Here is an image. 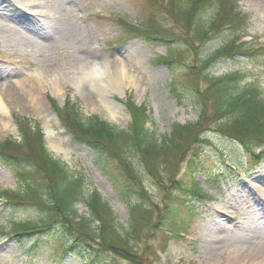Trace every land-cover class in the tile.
<instances>
[{"label": "rangeland", "instance_id": "rangeland-1", "mask_svg": "<svg viewBox=\"0 0 264 264\" xmlns=\"http://www.w3.org/2000/svg\"><path fill=\"white\" fill-rule=\"evenodd\" d=\"M149 1L0 0V97L6 111L4 117L0 115V142L7 139L22 142L17 120H28L34 128L41 129L51 156L84 179L87 195L95 191L102 195L113 209L121 232H128L133 226L131 209L139 202L138 197H130L129 201L123 198L122 190L117 187L119 172L100 160L89 147L74 143L52 101L61 108L66 101H71L77 104L83 118L96 116L126 131L132 121L126 106L130 98L138 106H147L151 118L147 128L159 139L169 136L175 124L198 121L199 109L188 97H183L181 88H171L174 82L182 84L186 80L187 69L182 64L186 65L187 59L182 64L160 63L159 56L167 55L173 45L126 39L122 21L141 24L151 12ZM238 5L250 17L242 41L264 47V0H239ZM214 11L211 9L206 17L210 19ZM159 20L172 26L165 15ZM228 34L222 41L210 43L204 48V54L220 47L230 37ZM47 58L51 59L49 64L45 62ZM194 62L190 54L188 63ZM105 64L111 73L121 68L120 90L111 85L107 89L96 88L92 81L79 80L80 74L75 73H79L82 65ZM209 71L216 77L240 72L245 77L244 85L256 87L264 95V56L251 60L240 54L234 60L214 62ZM38 74L43 75L40 82ZM103 79L109 83V78ZM54 84H58L59 94H55ZM29 89L37 98L35 103L29 98L19 103L14 101L13 94L17 96ZM109 108L114 109L113 117ZM208 136L211 145L206 149L204 171L195 180L210 197L203 199L186 194L175 202L174 220L184 221L185 228H190L179 237L165 232H159L155 238L150 236L149 242L154 243L158 253L157 260L152 258L151 264H223L227 260L220 262L215 256L221 254L227 258L240 249L250 252L260 246L264 249V160L256 164L236 142L215 132ZM59 141L62 151L52 147L53 142ZM143 180L149 192L147 207L154 209L155 204L164 209V189L148 176ZM34 185L40 189L39 181ZM26 186L16 171L0 161V264L106 263L99 258L81 259L65 253L53 245V239L35 257L26 254L20 240L12 236L13 225L40 223L41 209L28 204H10L3 196L6 192L23 193ZM76 209L79 217L90 216L85 202L78 203ZM159 216L157 211L153 223ZM57 228L53 229L55 238L61 232V225ZM118 263L129 264L121 259Z\"/></svg>", "mask_w": 264, "mask_h": 264}, {"label": "trees", "instance_id": "trees-1", "mask_svg": "<svg viewBox=\"0 0 264 264\" xmlns=\"http://www.w3.org/2000/svg\"><path fill=\"white\" fill-rule=\"evenodd\" d=\"M238 3L239 0H150L151 12L141 24L122 21L126 39L173 45L167 55L159 56L158 62L182 64L187 59V64H182L187 69L186 80L182 84L174 82L171 88H181L183 97H188L199 109L197 122L175 124L169 136L159 139L147 128L151 119L147 106H138L130 98L126 106L132 121L126 131L96 116L83 118L77 104L71 101H66L62 108L52 101L74 143L89 147L119 172L117 187L123 198L129 201L130 197H138L139 202L131 209L133 226L128 232L120 231L113 209L99 192L87 195L84 179L51 156L43 131L28 120H17L23 140L0 142V161L28 185L20 194L3 193L8 203L41 209L40 223L13 225L12 236L20 240L26 254L35 257L53 239L55 247L77 258H99L105 264H119L120 259L129 264H151L158 253L154 243L149 242L150 236L155 238L159 232H165L179 237L190 228H185L184 221L174 220L175 202L182 195L210 197L195 180L204 171L206 149L211 145L209 133L236 142L256 164L264 160L263 93L244 85L245 77L240 72L216 77L209 71L214 62L234 60L240 54L251 60L264 56V47L242 41L250 17L240 11ZM211 9L215 11L208 19ZM162 14L172 26L161 23ZM226 34L230 36L228 40L212 53L204 54V48L222 41ZM190 54L194 56L193 65L188 63ZM145 176L166 192L164 209L155 204L154 209L147 207ZM38 181L40 189L34 185ZM80 202L87 204L88 218L79 217L76 206ZM157 211L160 216L153 223ZM189 217L192 220L191 212ZM58 225L61 232L56 233L57 239L53 229Z\"/></svg>", "mask_w": 264, "mask_h": 264}, {"label": "bare ground", "instance_id": "bare-ground-1", "mask_svg": "<svg viewBox=\"0 0 264 264\" xmlns=\"http://www.w3.org/2000/svg\"><path fill=\"white\" fill-rule=\"evenodd\" d=\"M51 61V59L47 58L45 59V62L47 64H49ZM109 67L105 64L104 66H99V67H94L92 65H85V66H81L79 73L75 72L76 74H80L81 77H79V80H82L83 78H85V80H90L94 83L96 88H102L105 87L110 88L111 87L115 88V90H120V88L123 85V73L121 68L117 67L116 72L111 73L109 71ZM103 77L109 78V83H105ZM43 75L38 74V78L37 80L40 82V80H42ZM56 85V86H55ZM55 88V94H59L60 90L58 89V84H54ZM14 97V101H24L25 99H30L33 103L36 102L37 98L35 97V95L32 93V91L29 89L28 92L24 91L23 94L22 93H18L17 96L15 94H13ZM8 96V95H7ZM9 98V96H8ZM39 106V105H37ZM4 107V103L2 98L0 97V115L2 117H4V115L6 114V111L3 110ZM41 108V107H40ZM39 108V109H40ZM110 110V115L113 117L112 112L114 111L113 108H109ZM7 125V124H6ZM6 128H9L8 125ZM52 147L58 151H62V145L59 142H53L52 143ZM234 254V255H233ZM232 254V256L230 257H225L223 255H218L215 256V258L217 260H219L221 262V260H227L225 261L223 264H264V249L263 247H258L256 249H254L253 252H250L247 249H240L238 250L236 253L234 252Z\"/></svg>", "mask_w": 264, "mask_h": 264}]
</instances>
